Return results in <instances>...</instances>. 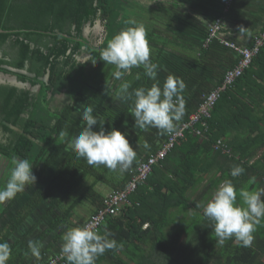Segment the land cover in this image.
<instances>
[{
  "label": "trees",
  "instance_id": "1",
  "mask_svg": "<svg viewBox=\"0 0 264 264\" xmlns=\"http://www.w3.org/2000/svg\"><path fill=\"white\" fill-rule=\"evenodd\" d=\"M135 4L136 0H0V73L16 76L31 88L39 87L35 93L0 85L1 128L9 136L7 144L0 143V158L9 162L10 169L13 158L27 159L37 177L34 185L27 186L36 188L34 195L12 219L6 234L0 233V242H8L11 233L44 201L54 198L59 183L73 166L80 165L75 153L66 149L68 141L84 127L82 120L74 117L75 107L97 74L101 78L99 91L111 82L116 68L99 56L114 35L133 26ZM143 6L141 11H145ZM97 23L105 29L104 40L94 45L85 38L84 30ZM146 31L149 46L172 43L160 40L162 33L158 30ZM207 49L202 46V52ZM83 56H90V60L83 62ZM92 60H96L95 64ZM5 66L17 70L29 66L27 71L32 77ZM89 67L94 79L86 75ZM133 71L143 76L146 83L149 81L144 70ZM47 74L49 80L45 82ZM261 77L264 79V48L235 86L221 96L208 121V130L200 128L202 136L187 133L131 196L132 206L105 221L99 233H110L117 247L107 250L96 264H264V218L256 225L251 246L244 247L235 238L221 245L216 242L215 222L203 215V207H197L206 203L224 180H231V170L237 165L244 168L242 174L250 176L248 180L254 177L257 181L249 189H264V86L258 82L264 81ZM75 86L74 101L52 112L53 97ZM190 115L185 111L183 119L188 120ZM225 123L234 126L238 134ZM61 131L67 135L61 137ZM221 139L231 155L216 150ZM210 174L213 176L208 184L203 185ZM4 184L5 179L0 187ZM22 194L18 193L6 207L0 206V226ZM93 194L90 189L85 197L91 196L98 210L102 209L104 200ZM71 211L70 208L51 222L50 231L34 242L42 243L66 222ZM173 226L178 228L170 231ZM11 248L7 264H16L31 253L29 247L21 252Z\"/></svg>",
  "mask_w": 264,
  "mask_h": 264
},
{
  "label": "crops",
  "instance_id": "2",
  "mask_svg": "<svg viewBox=\"0 0 264 264\" xmlns=\"http://www.w3.org/2000/svg\"><path fill=\"white\" fill-rule=\"evenodd\" d=\"M136 2L133 11L134 21L137 24H144L147 30L160 31L162 33L160 40L172 42L166 45L160 43L158 46H150L151 59L159 65L157 79L161 85L169 75L178 76L184 81L186 84L183 93L186 102L185 111L190 114L198 109L206 95L218 87L225 73L232 69L238 60V55L234 51L223 47L218 41L202 52L210 26L217 19L223 18L221 37L240 47H250L254 39L264 32V0H233L229 13L224 12L226 0H136ZM141 5H144L145 11L140 10ZM240 27H243V34L239 32ZM94 28L98 31L97 35L93 34L95 33ZM104 32V27L98 26L97 23L93 28L91 25L86 26L84 36L88 40L96 41L95 43L100 38L101 43L104 40ZM89 60L90 56H83V62ZM139 69L144 70L142 66ZM95 70L99 73V69ZM86 75L92 79L95 78L90 67ZM137 76L139 79L136 78ZM123 79L131 83L130 91L138 87L150 88L154 82L149 79L146 83L143 76L134 73L133 69L131 75H126ZM100 81L101 78L97 74L96 80L86 85V90L75 107L74 117L76 120H81L83 108L91 106L93 114L99 120H104L103 127L106 131L114 127L121 132L129 133L128 138L135 146L137 158L123 172L109 170L103 165L90 166L85 160L80 159V165L73 166L56 187L54 198L44 201L22 225L11 233L8 242L19 252L27 250L29 241H36L44 236L50 231V223L63 216L71 208L72 211L66 222L49 235L47 234V238L42 242L39 258L30 253L24 259L18 260L16 264H47L52 257L61 252L64 233L69 228L84 226L98 211L97 206L92 202L93 198L85 197L86 192L93 189L95 197L105 200L114 191L123 189L128 182V172L137 167L149 154L159 150L166 141V134L156 128H150L147 131L133 129L134 119L130 114L132 101L124 102L116 98L121 81L114 80L112 76L111 82L99 91ZM258 82L263 83L260 79ZM76 90L75 86L54 96L50 106L51 111L55 112L72 103L74 94L77 93ZM82 124L85 126L83 121ZM225 124L234 134H238L234 126ZM96 127L98 126H94V129ZM8 141L9 136L2 134L0 130V143L7 144ZM66 156L67 153L64 154L65 158ZM9 165L8 161L0 159V182L3 179L6 182L9 178L11 171ZM86 168H91L92 171ZM210 178L211 175H208L203 185H207ZM35 191V187L26 188L20 201L4 217L0 226L1 235L6 234L12 219ZM9 202L0 204V206L6 207ZM146 228L147 224L144 226V229Z\"/></svg>",
  "mask_w": 264,
  "mask_h": 264
},
{
  "label": "clouds",
  "instance_id": "3",
  "mask_svg": "<svg viewBox=\"0 0 264 264\" xmlns=\"http://www.w3.org/2000/svg\"><path fill=\"white\" fill-rule=\"evenodd\" d=\"M133 26L122 29L108 41L99 58L108 65H114L113 79L121 81L116 98L132 101L131 116L134 119L133 129L147 131L156 128L162 133L171 134L176 125L185 115V100L183 93L186 88L184 81L169 75L161 85L157 79L159 65L151 59V49L147 39L144 24L132 22ZM243 34V27L239 28ZM95 64L96 60H92ZM143 67L145 75L153 82L150 88H132L129 81L123 78L131 75L133 68ZM139 79V76L136 77ZM79 111V109H77ZM80 119L84 122L82 131L66 145L67 150L75 153L77 159H82L90 166L101 165L109 170L123 172L136 160L135 146L130 143L129 133L116 128L106 131L104 121L93 114V108H83ZM98 126L99 130H93ZM67 135L64 131L60 136ZM9 178L0 187V204L11 201L18 193H23L28 185H34L37 177L33 173V165L23 158H13ZM244 172L241 166H234L231 176L237 177ZM255 178L249 180L254 184ZM237 195L242 199L238 205ZM264 189L248 190L241 188L239 193L231 180H224L215 190L203 207V215L214 221V233L218 244L235 238L242 246L249 247L253 241V233L260 219L264 218ZM110 233L100 234L90 225L69 228L63 235L61 251L68 264H96L97 259L107 250L117 247V241L110 238ZM31 254L40 256L42 243L29 241ZM12 255L9 242H0V264H7Z\"/></svg>",
  "mask_w": 264,
  "mask_h": 264
},
{
  "label": "built area",
  "instance_id": "4",
  "mask_svg": "<svg viewBox=\"0 0 264 264\" xmlns=\"http://www.w3.org/2000/svg\"><path fill=\"white\" fill-rule=\"evenodd\" d=\"M232 1L233 0H226L225 13H229ZM223 24L224 19L219 18L210 26L208 38L204 47L208 48L215 41H218L223 47L231 49L238 55L237 64L225 73L221 85L204 97L198 109L191 113L188 120L182 119L177 123L173 133L166 134V141L159 150L149 154L146 159L137 165V167L128 172L129 179L124 189L114 191L106 198L102 209L93 214L84 225H90L93 230L99 232L108 218L117 217L121 214L123 208L132 206L130 201L131 196L137 192L141 184L146 182L153 168L165 161L179 142L185 139L187 133L193 136H202L203 130H208V121L211 119L212 112L221 96L227 90L235 86L236 82L251 67L253 59L259 54L260 50L264 48V32L254 39L250 47H240L221 37ZM220 145L221 142L218 141L216 150L220 148ZM47 264H68V261L61 251L56 256L52 257Z\"/></svg>",
  "mask_w": 264,
  "mask_h": 264
},
{
  "label": "water",
  "instance_id": "5",
  "mask_svg": "<svg viewBox=\"0 0 264 264\" xmlns=\"http://www.w3.org/2000/svg\"><path fill=\"white\" fill-rule=\"evenodd\" d=\"M101 24L98 23V26H100ZM89 26V25H88ZM0 56H2V52L0 51ZM5 69H8L14 73H17V74H24V75H28V76H31L27 69L29 68V66H26V69L25 70H17V69H14V68H11V67H4ZM0 85H3V86H10V87H15L19 90H23V89H29L31 90L32 92H38L39 90V87H36V88H31L30 84L26 83H22L20 82L16 76H11V75H5L3 73H0ZM49 80V74L46 75V77L44 78V81L45 82H48ZM1 121H2V118L0 116V124H1ZM9 127L14 130L15 132L19 133V134H22V131H20L18 128H15L11 125H9Z\"/></svg>",
  "mask_w": 264,
  "mask_h": 264
},
{
  "label": "rangeland",
  "instance_id": "6",
  "mask_svg": "<svg viewBox=\"0 0 264 264\" xmlns=\"http://www.w3.org/2000/svg\"><path fill=\"white\" fill-rule=\"evenodd\" d=\"M94 30H95V33H93L94 35H97V30H96V28H94ZM93 41V44L94 45H98L99 43H100V41H97V43H95L96 41H94V40H92ZM263 83L261 84L262 86H264V81H262ZM220 142H221V145H220V148L219 149H217V150H221L222 151V153L223 154H228V155H231V153H230V150H229V147L227 146V144H225V142H224V140L223 139H221L220 140ZM223 157V156H222ZM259 157V156H258ZM1 159V158H0ZM222 159H224V158H222ZM255 160H253V162H254ZM251 165V164H250ZM211 175V177L213 176V174H210ZM248 177H250V176H247V174H241V175H239V176H237V177H231V181L233 182V185L235 186V188H236V190H237V193H239V190L241 189V188H246V189H248V190H253V189H249L250 188V184H249V180H248ZM256 183H257V181L254 183V185H256ZM255 190H258V189H255ZM236 203L238 204V205H242V199L239 197V195H237V201H236ZM178 228V226H173V227H171L169 230L170 231H173V230H176ZM168 230V231H169ZM147 249V248H146ZM148 250V249H147ZM103 264H105V263H103Z\"/></svg>",
  "mask_w": 264,
  "mask_h": 264
},
{
  "label": "flooded vegetation",
  "instance_id": "7",
  "mask_svg": "<svg viewBox=\"0 0 264 264\" xmlns=\"http://www.w3.org/2000/svg\"><path fill=\"white\" fill-rule=\"evenodd\" d=\"M87 26H88V25H87ZM89 40H90V39H89ZM100 40H101L100 38L97 39V41H100ZM90 41H91V40H90ZM101 43H102V42H101ZM101 43H100V44H101ZM98 45H99V44H98ZM82 61H83V60H82ZM0 116H1V118H2V115H1V114H0ZM0 130L2 131V134H4V132H3L2 128H1V124H0ZM6 136H7V135H6Z\"/></svg>",
  "mask_w": 264,
  "mask_h": 264
}]
</instances>
